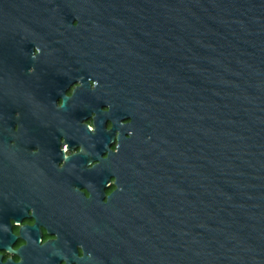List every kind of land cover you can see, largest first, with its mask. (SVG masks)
Listing matches in <instances>:
<instances>
[{
	"label": "flooded vegetation",
	"instance_id": "obj_1",
	"mask_svg": "<svg viewBox=\"0 0 264 264\" xmlns=\"http://www.w3.org/2000/svg\"><path fill=\"white\" fill-rule=\"evenodd\" d=\"M92 15L24 26L0 57V264H157L146 35Z\"/></svg>",
	"mask_w": 264,
	"mask_h": 264
},
{
	"label": "water",
	"instance_id": "obj_2",
	"mask_svg": "<svg viewBox=\"0 0 264 264\" xmlns=\"http://www.w3.org/2000/svg\"><path fill=\"white\" fill-rule=\"evenodd\" d=\"M79 7L146 35L157 264H264V0H0V57L16 31Z\"/></svg>",
	"mask_w": 264,
	"mask_h": 264
}]
</instances>
